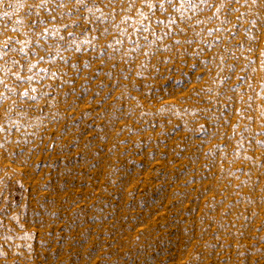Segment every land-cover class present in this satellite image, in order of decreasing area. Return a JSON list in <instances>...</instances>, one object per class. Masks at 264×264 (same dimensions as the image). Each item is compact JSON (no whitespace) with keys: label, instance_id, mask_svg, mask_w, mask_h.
I'll list each match as a JSON object with an SVG mask.
<instances>
[{"label":"rangeland","instance_id":"rangeland-1","mask_svg":"<svg viewBox=\"0 0 264 264\" xmlns=\"http://www.w3.org/2000/svg\"><path fill=\"white\" fill-rule=\"evenodd\" d=\"M0 264H264V0H0Z\"/></svg>","mask_w":264,"mask_h":264},{"label":"snow or ice","instance_id":"snow-or-ice-1","mask_svg":"<svg viewBox=\"0 0 264 264\" xmlns=\"http://www.w3.org/2000/svg\"><path fill=\"white\" fill-rule=\"evenodd\" d=\"M169 2H171V0H169Z\"/></svg>","mask_w":264,"mask_h":264}]
</instances>
